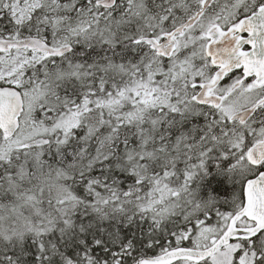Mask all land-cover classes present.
Listing matches in <instances>:
<instances>
[{
    "label": "snow or ice",
    "instance_id": "6c2138e0",
    "mask_svg": "<svg viewBox=\"0 0 264 264\" xmlns=\"http://www.w3.org/2000/svg\"><path fill=\"white\" fill-rule=\"evenodd\" d=\"M0 264H264V0H0Z\"/></svg>",
    "mask_w": 264,
    "mask_h": 264
}]
</instances>
